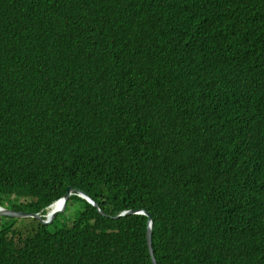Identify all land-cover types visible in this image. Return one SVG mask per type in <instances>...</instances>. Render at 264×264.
<instances>
[{
    "label": "trees",
    "instance_id": "trees-1",
    "mask_svg": "<svg viewBox=\"0 0 264 264\" xmlns=\"http://www.w3.org/2000/svg\"><path fill=\"white\" fill-rule=\"evenodd\" d=\"M66 186L0 264H264V0H0V206Z\"/></svg>",
    "mask_w": 264,
    "mask_h": 264
},
{
    "label": "clouds",
    "instance_id": "clouds-1",
    "mask_svg": "<svg viewBox=\"0 0 264 264\" xmlns=\"http://www.w3.org/2000/svg\"><path fill=\"white\" fill-rule=\"evenodd\" d=\"M67 187H71L72 189H76L77 191H74V190H71L70 191V193H69V195H68V197L64 200L63 199V196H64V194L66 193V188ZM66 188H65V192H64V194L62 195V196H60L59 198H56V199H54L53 201H51L49 204H47L42 210H40V211H38V212H25V211H13V210H11V209H9V208H7V206L6 205H4V206H0V209H2V210H11V211H13V212H20V213H28V214H26V216H24V217H13V216H8V215H0V216H8V217H13V218H19V219H30V220H32L33 222H34V227L31 229V231H29V232H27V233H23V232H20V231H17V230H13L12 229V227H11V230L10 231H15V232H18V234H16V235H14L13 233H9L8 234V236L9 237H11L12 239H13V241L16 243V244H19L20 242H21V240L25 237V236H27L28 234H30V233H32V232H34L39 226H44V227H46L47 229H48V227H49V225H51L53 222H54V218L59 214V213H61V212H64L65 211V209H66V205H68V199L70 198V197H78L79 198V200H81L82 202L84 201V202H86L87 204H89V205H91V206H93V203H94V205L95 206H93V207H95V208H97V210L99 211V212H101L99 209H98V206H97V204L83 191V190H80V189H78V188H74V187H72V186H66ZM74 199V198H73ZM71 200V199H70ZM69 200V201H70ZM68 202V203H67ZM83 202V203H84ZM62 205V207L60 208L59 207V205ZM59 210V211H58ZM56 211H58V212H56ZM129 211V210H128ZM133 211H135V210H133ZM137 211H144V210H136L135 212H137ZM54 212H56L55 213V215L54 216H52V214L54 213ZM123 212H126V211H123ZM123 212H121V213H123ZM121 213H119L118 215H120ZM148 213V212H147ZM31 214H35V215H31ZM132 214H138V213H132ZM149 214V213H148ZM117 215V216H118ZM124 215H126V214H124ZM124 215H122V216H124ZM140 215H143L142 213L140 214ZM150 215V214H149ZM116 216V217H117ZM145 216V215H144ZM121 217V216H120ZM147 221H148V219H147ZM150 221H151V216H150ZM72 224V223H71ZM70 224V225H71ZM69 225V226H70ZM69 226H67V227H69ZM146 229H147V227H146ZM49 230V229H48ZM51 231V230H50ZM152 248V247H151ZM149 252V251H148ZM149 257H150V255H149ZM153 257H154V255H153ZM155 259V258H154ZM150 260H151V258H150ZM155 261H156V259H155ZM151 263H152V261H151ZM156 264H157V262H156Z\"/></svg>",
    "mask_w": 264,
    "mask_h": 264
},
{
    "label": "rangeland",
    "instance_id": "rangeland-1",
    "mask_svg": "<svg viewBox=\"0 0 264 264\" xmlns=\"http://www.w3.org/2000/svg\"><path fill=\"white\" fill-rule=\"evenodd\" d=\"M84 203L81 200L71 199V201L67 205V209L64 212L59 213L53 220L54 222L49 225V230H54L61 227L69 226L77 213L82 211ZM3 221H7L11 223L12 229L17 230L23 233H27L31 231L34 227V222L30 219H19L13 217H4L0 219V223L2 224Z\"/></svg>",
    "mask_w": 264,
    "mask_h": 264
},
{
    "label": "water",
    "instance_id": "water-1",
    "mask_svg": "<svg viewBox=\"0 0 264 264\" xmlns=\"http://www.w3.org/2000/svg\"><path fill=\"white\" fill-rule=\"evenodd\" d=\"M71 190L77 191L76 189H72L71 187H67L66 188V193L63 196L64 200L68 197V195H69ZM93 206H95L94 203H93ZM59 207L61 208L62 205L60 204ZM58 211H56V212H58ZM56 212H54L52 214V216H54ZM132 213H138V214L142 213L148 219V221H147V230H146V243H147V247H148V251H149V255H150L152 264H156V261H155V259L153 257V251H152V248H151V221H150V215L146 211H137V212H135L133 210H129V211L121 213L117 217H120V216H122L124 214H132ZM26 214H28V213L13 212L11 210H5L4 211V210L0 209V215H8V216H13V217H24V216H26ZM31 215H35V214H31Z\"/></svg>",
    "mask_w": 264,
    "mask_h": 264
}]
</instances>
